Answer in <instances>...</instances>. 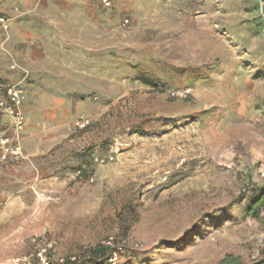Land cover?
<instances>
[{
  "label": "rangeland",
  "instance_id": "rangeland-1",
  "mask_svg": "<svg viewBox=\"0 0 264 264\" xmlns=\"http://www.w3.org/2000/svg\"><path fill=\"white\" fill-rule=\"evenodd\" d=\"M26 2L0 262L37 238L80 264L98 244V264L264 263V209L246 212L264 186V0Z\"/></svg>",
  "mask_w": 264,
  "mask_h": 264
},
{
  "label": "built area",
  "instance_id": "built-area-1",
  "mask_svg": "<svg viewBox=\"0 0 264 264\" xmlns=\"http://www.w3.org/2000/svg\"><path fill=\"white\" fill-rule=\"evenodd\" d=\"M100 6L108 8L110 0H94ZM4 0H0V31L7 33L11 21L20 14L18 7L13 6L10 13L3 10ZM126 23L127 20L125 19ZM264 32V29H263ZM5 53V48L0 46V57ZM13 67V65H12ZM24 90L19 83H6L3 85V95L0 97V112L10 121L11 132L0 137V160H17L23 158L21 148V133L25 124L23 110ZM32 248L27 254L6 258L0 264H80L76 256L52 258L49 246H42L37 238L31 240ZM112 258H109L111 261Z\"/></svg>",
  "mask_w": 264,
  "mask_h": 264
},
{
  "label": "crops",
  "instance_id": "crops-1",
  "mask_svg": "<svg viewBox=\"0 0 264 264\" xmlns=\"http://www.w3.org/2000/svg\"><path fill=\"white\" fill-rule=\"evenodd\" d=\"M25 3H27L26 0H4V4H6V8L4 11L7 13H10V10H11L10 6L11 5L13 6L16 4H20L21 7L26 8ZM18 25H19L18 21H13L10 23V28L7 33L0 31V46L2 45L5 48V53L0 57V97H2L3 95V85L6 83H11V84L16 83L13 81L16 80L18 77V73L10 69L12 65H14V62L17 61L15 53L13 52V38H14V30L17 28ZM27 60H23L22 68L27 69L28 71L30 70L29 64L24 63V61H27ZM5 80H7L8 82H6ZM29 99L30 98L27 95V101ZM23 107L24 109H26L25 104ZM1 120H0V124L3 122ZM6 120H8V118ZM0 129H1V125H0ZM0 167H2L1 162H0ZM2 181H4V179H2ZM0 197H1V194H0Z\"/></svg>",
  "mask_w": 264,
  "mask_h": 264
},
{
  "label": "trees",
  "instance_id": "trees-1",
  "mask_svg": "<svg viewBox=\"0 0 264 264\" xmlns=\"http://www.w3.org/2000/svg\"><path fill=\"white\" fill-rule=\"evenodd\" d=\"M143 81H145L148 84H153L152 81L147 80L143 78ZM260 209H264V186H262L258 193L253 196L251 199L250 205L247 207L246 212L250 213L252 215H257V212H259ZM111 248L107 244H98L93 247H91L88 251L89 255V262L91 264H98L101 261H104L111 255ZM217 264H243L238 257H233L231 255L225 256L222 260H220ZM252 264H264L263 261H256Z\"/></svg>",
  "mask_w": 264,
  "mask_h": 264
}]
</instances>
